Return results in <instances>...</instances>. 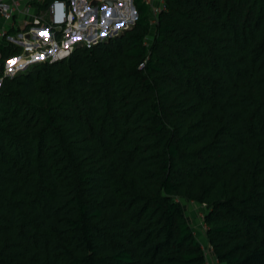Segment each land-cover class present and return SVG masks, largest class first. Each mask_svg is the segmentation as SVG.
I'll list each match as a JSON object with an SVG mask.
<instances>
[{
    "label": "trees",
    "instance_id": "16d2710c",
    "mask_svg": "<svg viewBox=\"0 0 264 264\" xmlns=\"http://www.w3.org/2000/svg\"><path fill=\"white\" fill-rule=\"evenodd\" d=\"M134 5L13 76L0 43V264H264V0Z\"/></svg>",
    "mask_w": 264,
    "mask_h": 264
},
{
    "label": "built area",
    "instance_id": "2783aa9c",
    "mask_svg": "<svg viewBox=\"0 0 264 264\" xmlns=\"http://www.w3.org/2000/svg\"><path fill=\"white\" fill-rule=\"evenodd\" d=\"M94 1L0 0V43L26 45L32 52L26 55L33 57L31 61L17 57L15 63H7L5 74L11 76L7 73V67L11 70L12 67L18 68L13 76L34 63L56 62L70 57L76 45L97 44L131 28L138 19L134 0H113V5L108 4L110 0H97V7L93 6ZM144 2L150 8L151 24L155 27L159 16L167 10V0ZM17 17L22 21L24 32L14 38L10 36L6 25L15 28Z\"/></svg>",
    "mask_w": 264,
    "mask_h": 264
},
{
    "label": "rangeland",
    "instance_id": "374dc122",
    "mask_svg": "<svg viewBox=\"0 0 264 264\" xmlns=\"http://www.w3.org/2000/svg\"><path fill=\"white\" fill-rule=\"evenodd\" d=\"M48 1H51V0H48ZM6 29L8 30L10 36H12L14 38H17L18 33L24 32L23 26H22V21L19 19V17H17L15 19V28L12 27L11 25L7 24ZM18 42H22V40H18ZM15 45H17L23 49V54H21L19 56V58L21 57L20 60H24V61H31L32 60V58H33L32 55H30V56L26 55V54H32V52H30L31 48L27 47L26 45L22 46L19 43L15 44ZM17 70H18V68L12 67V70H11L10 67L9 68L7 67V73H9L11 76H12L13 72H16ZM184 204H185V208H186L187 217L189 218V221L192 224L193 229H194L197 237L203 243L206 227L202 223L201 217H202V212L204 211V207L200 206V205L191 206V205L186 204V202H184ZM204 247L206 248L205 245H204ZM207 254H208V257L210 258V261L208 264H216L214 257H212V254H210L208 252V249H207Z\"/></svg>",
    "mask_w": 264,
    "mask_h": 264
},
{
    "label": "water",
    "instance_id": "95a60500",
    "mask_svg": "<svg viewBox=\"0 0 264 264\" xmlns=\"http://www.w3.org/2000/svg\"><path fill=\"white\" fill-rule=\"evenodd\" d=\"M113 3H114L113 0H110V1L108 2L109 5H113ZM97 4H98V1L95 0V1L93 2V6H94V7H97ZM136 16H137V13H136ZM17 59H18V58L14 59V60H12V61H15V60H17ZM8 64H10V62H8Z\"/></svg>",
    "mask_w": 264,
    "mask_h": 264
},
{
    "label": "bare ground",
    "instance_id": "6f19581e",
    "mask_svg": "<svg viewBox=\"0 0 264 264\" xmlns=\"http://www.w3.org/2000/svg\"><path fill=\"white\" fill-rule=\"evenodd\" d=\"M36 33H37V31H36ZM37 34H38V35H37ZM37 34H36V37H38V36H39V33H37Z\"/></svg>",
    "mask_w": 264,
    "mask_h": 264
},
{
    "label": "snow or ice",
    "instance_id": "6c2138e0",
    "mask_svg": "<svg viewBox=\"0 0 264 264\" xmlns=\"http://www.w3.org/2000/svg\"><path fill=\"white\" fill-rule=\"evenodd\" d=\"M10 63H15L14 61H10Z\"/></svg>",
    "mask_w": 264,
    "mask_h": 264
}]
</instances>
